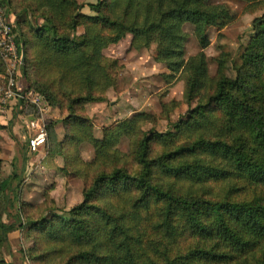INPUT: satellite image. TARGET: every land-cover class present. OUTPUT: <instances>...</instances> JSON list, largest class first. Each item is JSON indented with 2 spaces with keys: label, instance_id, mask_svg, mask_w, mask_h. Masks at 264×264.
<instances>
[{
  "label": "trees",
  "instance_id": "obj_1",
  "mask_svg": "<svg viewBox=\"0 0 264 264\" xmlns=\"http://www.w3.org/2000/svg\"><path fill=\"white\" fill-rule=\"evenodd\" d=\"M9 1V5L0 3L18 14L27 84L47 94L53 103L63 101L51 85L57 80L53 64L59 65V75L62 69L75 66L76 84L83 86L89 80L84 72L90 70L88 98L103 100L115 84L119 65L99 50L103 44L118 43L131 33V44L136 48L156 44V59L170 64L168 78L172 70L177 73L182 69L187 105L192 106L177 121L169 122L165 131L154 129L158 117L169 120L182 103L163 104L155 119L137 112L103 126L104 139L113 146L120 137H128L130 153L118 149L114 166L102 172L94 173L73 161L77 134H68L63 144H56L52 152L61 147L64 174L85 180L83 199L71 209L69 220H55L57 215H50L57 207L49 197L42 211L48 210L53 219L42 214L26 216L31 220L27 233L34 244L22 250L23 258L29 264H264V0H240L246 4L244 13H261L252 20L247 42L235 53L220 55L213 74L203 53L188 57L182 53L187 36L182 26L191 22L198 35L210 25L223 29L239 17L229 4L98 0L90 4L94 16L87 18L96 25L74 46L70 39H61L65 33L61 21L68 13L65 19L72 27L81 23L86 18L82 14L84 2ZM37 18L43 19L39 29L34 24ZM203 44H209L207 35ZM54 51L59 54L54 56ZM71 51L77 54L72 60ZM4 70L0 55V72ZM96 71L106 72V76H95ZM229 72L235 75L230 77ZM84 101L80 98L68 111L59 105L61 118L54 122L70 118L67 126L74 121L91 123L85 134L94 138L101 156L110 146L94 136V121L80 105ZM27 115L30 119L37 112L27 109ZM141 122L152 127L145 130ZM47 134L50 145L53 137L49 128ZM227 152L231 160L221 167ZM1 166L2 159L0 221L9 205ZM237 168L247 171L248 176L237 179H242V186L252 188L250 176L255 175L263 187L243 197L235 195ZM108 182L112 185L106 187ZM147 230L150 235L145 241ZM6 251L9 247L0 226V264H16L13 254L8 257Z\"/></svg>",
  "mask_w": 264,
  "mask_h": 264
},
{
  "label": "rangeland",
  "instance_id": "obj_2",
  "mask_svg": "<svg viewBox=\"0 0 264 264\" xmlns=\"http://www.w3.org/2000/svg\"><path fill=\"white\" fill-rule=\"evenodd\" d=\"M23 1L19 0V3ZM66 1L69 4L72 3V0ZM97 1L79 0V3L84 2L82 14L86 18L75 27H72L70 22L65 19L68 15L67 13L61 21L65 30V33L61 35L63 41L70 39L72 45L75 46L79 40L86 39V33L92 26L96 25L93 20H87V18H91L95 14L90 8V4H94ZM0 2L7 5L10 4L9 0H0ZM206 2L210 5L229 4L232 9L239 13L238 20L235 23L223 29H218L214 25L206 26L204 33L201 35L195 33L194 25L191 22H185L182 26L183 31L187 33L186 39L181 46L182 53H185L186 57L199 52L203 53L209 63V72L213 74L216 70V59L220 55L227 52L235 53L240 46L247 42L252 34V20L261 12L244 13L246 4L240 0H206ZM44 9L47 12L52 11V9L47 7H44ZM42 23V18H37L34 21L37 29L40 28ZM204 35L208 36L209 44L207 47H204L203 44ZM130 38L132 40L131 33L127 34L125 39L123 38L124 41L121 44L108 42L103 44L99 50L100 54L110 61H117L119 65L115 84L103 100L91 101L92 99L88 98L91 94L87 85L91 78L90 70L84 72L89 77V80L83 86L82 84H76L75 66L62 69L63 73L59 75L61 71L59 65L53 64L54 77L57 80L51 82V85L63 99L62 102L55 101L53 103L49 96L47 97V94L39 91L44 96V102L40 106L29 101L25 106L16 107L7 102L2 104L3 108L0 107V159L3 162V166H1L3 168V178L7 181L5 184L7 195L5 194V196L9 200L6 211L1 215L0 226L9 247V251H6L7 256L10 257V253H12V258L16 264H29L28 260L23 258L22 250L30 248L34 244L33 237H30L27 233L28 224L31 220L26 216L37 218L42 214L49 219H53L49 216L48 210L42 211L45 207L44 201L49 197L54 200L57 207L50 212V215H57L55 220H69L71 217L69 212L83 199L85 180L76 175L64 174L62 171L64 158L59 155L61 147H58V151L52 152L56 144H63L68 134H77L79 137L75 142L73 161L84 168L91 169L94 173L102 172L114 166L116 151L119 153L120 151L126 154L130 153L128 137H120L114 146L113 142L104 139L102 127L104 124L109 125L110 123L106 118L116 117V120H121L131 118L137 112H144L151 114L155 119V117L157 118L160 115L163 104L169 103V101L182 103L181 108L178 107L171 112L169 120L158 117V123L154 129L156 131H165L169 128V122L177 121L181 116L185 115L186 111L192 108V106L188 107L187 105L188 101L185 96L186 76L182 73V69L177 71V73H174L171 69L172 74L168 78L166 75L170 73V64L169 62L156 59V44H152L150 47L136 48L133 44L127 43ZM58 54L59 51H54L53 53L54 56ZM76 55L74 51L69 53L71 60L75 59ZM143 55H145L144 61ZM110 63L107 61L108 65ZM80 64H82V61ZM78 74L80 75V71ZM99 74L106 76V72H95V76L99 77ZM234 75V73L229 72L230 77ZM59 77H61L60 80ZM168 79L173 80L168 83ZM18 80L23 83L24 87H29L24 74L18 77ZM113 92L122 94V96L119 95L120 98L116 103H113L110 98ZM80 98L85 100L80 105L85 108L86 115L92 121H95L94 136L102 140L103 145L110 146V151L105 148L101 156L98 152V147L93 142L94 138L85 134L89 129V125H92L91 123L74 121L67 126L66 121H69L70 118H67L66 121L63 120V122L59 121L56 124L54 122L61 118L59 105L68 111V108L78 103ZM194 103L195 101L192 102V105ZM61 104L65 105L62 106ZM27 109L29 112L33 110L37 112V116L32 118L40 119L46 126L47 133L49 128L53 137V141L49 145L48 134L46 144L38 153L33 154L29 153L23 146L28 138L26 124L29 118H27ZM83 113L85 114V112ZM66 115L67 112L64 116ZM141 125V128L145 130H149L152 127V124H144L142 122ZM230 160L229 153H225L221 167ZM6 164H11L14 167L11 176L7 174ZM234 171L237 174L234 178L236 182L235 188H237L234 190L235 195L243 197L263 187L258 177L251 175L253 186L252 188H245L241 185V182L243 177L248 176L247 171L243 168H237ZM238 177L242 179L237 180ZM111 185L112 183L108 182L105 186L109 187ZM1 200L0 205L2 203ZM149 235L150 230H147L143 236L145 241H148ZM4 249L5 247L3 246V251Z\"/></svg>",
  "mask_w": 264,
  "mask_h": 264
},
{
  "label": "built area",
  "instance_id": "obj_3",
  "mask_svg": "<svg viewBox=\"0 0 264 264\" xmlns=\"http://www.w3.org/2000/svg\"><path fill=\"white\" fill-rule=\"evenodd\" d=\"M18 14L0 3V55L5 64V70L0 72V107L9 102L19 107L22 102H33L40 106L44 96L33 88L24 87L18 77H21L25 63V52L22 33L17 25ZM20 55V56H19ZM28 139L24 143L29 153H38L46 144L47 130L40 119L30 118L26 124Z\"/></svg>",
  "mask_w": 264,
  "mask_h": 264
},
{
  "label": "crops",
  "instance_id": "obj_4",
  "mask_svg": "<svg viewBox=\"0 0 264 264\" xmlns=\"http://www.w3.org/2000/svg\"><path fill=\"white\" fill-rule=\"evenodd\" d=\"M19 28V27H18ZM20 30V29H19ZM21 31V30H20ZM125 39V38H124ZM124 39H122V40H120L117 44H121L123 41H124ZM127 43H131V38L128 40V42ZM145 60V55H143V61ZM143 63V62H142ZM160 86H161V84H160ZM112 88H110L109 89V91L111 90ZM122 96V94H116V93H112L111 95H110V98L112 99V102L113 103H116L117 102V100H119V98H120V96ZM151 96V95H150ZM116 106H118V105H116ZM182 107V106H181ZM180 107V108H181ZM11 108H12V106H11ZM128 113H130V111H128ZM107 117V116H106ZM106 120H108V122H110L109 124H111L113 121H115L116 120V117H112V118H106ZM94 124H95V121H94ZM104 125H107V124H104ZM103 125V126H104ZM14 167L11 165V164H6V170H7V174H8V176H11L12 175V169H13ZM14 171V170H13Z\"/></svg>",
  "mask_w": 264,
  "mask_h": 264
}]
</instances>
